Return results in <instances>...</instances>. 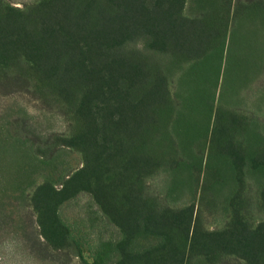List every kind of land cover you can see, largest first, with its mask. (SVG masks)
I'll return each mask as SVG.
<instances>
[{
  "label": "trees",
  "instance_id": "1",
  "mask_svg": "<svg viewBox=\"0 0 264 264\" xmlns=\"http://www.w3.org/2000/svg\"><path fill=\"white\" fill-rule=\"evenodd\" d=\"M13 93L64 124L0 125V227L16 208L30 252L264 264V0H0ZM63 151L79 167L42 174ZM79 195L117 231L90 261L59 214Z\"/></svg>",
  "mask_w": 264,
  "mask_h": 264
},
{
  "label": "rangeland",
  "instance_id": "2",
  "mask_svg": "<svg viewBox=\"0 0 264 264\" xmlns=\"http://www.w3.org/2000/svg\"><path fill=\"white\" fill-rule=\"evenodd\" d=\"M30 1L32 0H9L12 5L17 7ZM21 110L31 118L34 128L38 130L61 131L64 128V124L58 116L39 111L27 97L19 93L0 96V125L3 120ZM77 167H79L77 155L63 151L55 158L54 164L46 167L42 174H51V176L57 177ZM157 185L161 186L162 182L157 181ZM1 211L3 214L10 213L11 221L0 227V264H60L50 258H43L30 252L23 235H21L23 223H19L21 220L18 221V219L22 217L16 208L6 207ZM59 214L80 241L83 256L88 261L91 260V255L101 241L115 239L117 236L116 229L103 221L87 195H79L65 203L60 208Z\"/></svg>",
  "mask_w": 264,
  "mask_h": 264
}]
</instances>
